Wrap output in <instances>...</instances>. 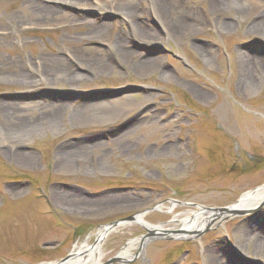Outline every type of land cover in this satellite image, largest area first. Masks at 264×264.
<instances>
[{
    "label": "rangeland",
    "instance_id": "1",
    "mask_svg": "<svg viewBox=\"0 0 264 264\" xmlns=\"http://www.w3.org/2000/svg\"><path fill=\"white\" fill-rule=\"evenodd\" d=\"M127 1L157 41L128 35L125 15L57 0H0V102L23 103L16 117H35L36 102L68 105L52 121L19 133L10 147L0 140V264L61 261L75 245L94 243L100 226L141 211L149 225L168 231L111 264H206L209 251L224 264H264L245 242L241 253L232 252L238 236L263 231L264 202L194 235L174 232L185 211L219 213L264 186V37L248 31L263 8L254 10L249 0H225L218 9L213 0H165L167 19L200 16L199 32L172 36L155 0ZM65 14L75 16L72 26ZM81 19L105 23L106 35L75 43L70 36L87 30ZM121 33L134 60L109 51ZM79 48L98 59L88 69L72 67L85 80L19 83L17 72L26 64L57 54L68 64ZM139 59L159 65L140 72ZM115 101L130 105L115 118L105 113L109 121L89 120L88 110ZM8 125L0 114V131ZM87 145L94 147L69 154ZM60 165H67L65 173ZM146 234L138 221L117 227L102 242V263Z\"/></svg>",
    "mask_w": 264,
    "mask_h": 264
},
{
    "label": "bare ground",
    "instance_id": "2",
    "mask_svg": "<svg viewBox=\"0 0 264 264\" xmlns=\"http://www.w3.org/2000/svg\"><path fill=\"white\" fill-rule=\"evenodd\" d=\"M61 3H68L71 7L75 9H92L107 11L115 14L125 15L127 16L130 24V32L128 35H133V38L137 39L140 42H154L157 41L155 34L149 30H146L141 23V18L138 13L135 11V6L128 2L127 0H57ZM225 0H213L212 5L215 9H218L222 5H224ZM237 2V0H235ZM253 9L263 8L261 12H255L254 14L257 17V20H254L250 27L248 28L249 32L258 33L264 37V0H249ZM91 4V5H90ZM153 9L157 14V17L161 24L163 25L165 31L172 36L176 35H190L200 31L199 27V19L200 16L197 12H188L182 13L178 18L167 19L166 14L164 13L166 10V2L165 0H155ZM63 17L66 19L67 26H72L71 24L76 19L73 14H65ZM84 26L87 27V30L84 33V36H75L71 35L70 38L75 43H82L85 41H92L94 39L103 38L106 34L107 25L103 22H95L89 21L86 19H81ZM224 25H227L224 24ZM126 33H121L117 36V39L109 45V51H113L116 54H113V57L118 58L124 62L127 60H134L135 54H133L129 48L126 47ZM92 50H87L86 53L83 49H77L75 54H70L69 63H59L63 62L60 58L59 54L51 57L49 62H45L42 58H37L32 63L26 64V69H22L17 72L19 83L22 86L30 87L37 83H47L50 84L53 82L52 80L59 81L60 79L65 80L66 82L72 83L73 81H81L85 80L86 76L76 72H73L72 67L75 68H90V66L94 65L95 62L98 61L95 56L90 55ZM47 59V58H45ZM35 64V65H34ZM158 63L153 59H139L135 61V69L140 72H145L149 69H155L158 67ZM245 61L243 63V67H247ZM100 68L104 69L105 67ZM33 105L39 107L35 111H41L35 117H32L31 114L23 117H16V113H20L21 109H25L23 103L21 102H0V114L3 118L9 122L7 128L5 127L2 131H0V140L1 144L4 146H9L11 143V139L15 138L19 133H24L28 131L30 127L37 124L38 121H46L50 122L59 116L64 110L67 108V104L64 103H56V104H46L41 102H36ZM130 105L129 101H115L107 105H100L95 108L88 110L89 115H86L89 120H94L98 116L101 120L106 119L108 117L105 116V113H109V116L115 118V116L123 113L125 111V107ZM32 113H37V112ZM113 112V113H111ZM87 113H82L85 116ZM95 121V120H94ZM104 122V121H103ZM10 147V146H9ZM94 146H82L79 149L74 151H69L70 155L81 154L87 149L90 150ZM13 153L15 157L21 158L22 152L13 149ZM62 173H65V169L67 165H60ZM264 202V186L255 188L253 190L247 191L240 196L238 201L233 204L227 206L224 211L221 212H212L210 210L199 207L197 210H188L185 211L182 217H177L176 222L178 225L177 232L183 236H191L199 233L202 228L210 225L211 223L220 220L223 217L234 215L240 211H250L253 208H256L260 204ZM158 209L162 208V205L157 206ZM172 210V206L168 208ZM146 211H141L136 213L135 222H140L145 228L151 231L152 237L161 234L160 232L168 231L162 228V225H149L144 221V216L146 215ZM108 225V224H107ZM120 225L116 226L119 227ZM114 228V229H116ZM114 229L110 231H106L103 228H99L95 233V241L90 244L88 241H83L81 244L75 245L71 254H69L68 259L63 262H54L50 264H101L102 263V242L104 238L111 233ZM166 233V232H165ZM245 238V239H244ZM242 242H245L249 245L254 254L256 256L262 257L264 262V229L262 232H259L254 238H248L245 234L238 236L237 245L233 246L232 252L241 253V247L239 246ZM144 240L140 237L132 239L128 241V244L117 254L118 259L125 258L130 255V248L138 245L142 246ZM206 264H224L221 261V258L216 256L215 252L209 251L205 256Z\"/></svg>",
    "mask_w": 264,
    "mask_h": 264
},
{
    "label": "water",
    "instance_id": "3",
    "mask_svg": "<svg viewBox=\"0 0 264 264\" xmlns=\"http://www.w3.org/2000/svg\"><path fill=\"white\" fill-rule=\"evenodd\" d=\"M153 209H155V208H153ZM146 212H147V211H146ZM135 215H136V214H134V215H132V216H129V217H125V218H123V219H121V220H119V221L111 222V223H109L108 225L101 226L100 228H103V229L106 230V231H110V230L116 228V226H118V225L121 226V225H124V224H126V223H128V222L135 221ZM146 230H147V234L144 235V236H141V237H140L142 240H146L148 237H151V236L153 235V234H151V231H149L147 228H146ZM142 246H143V244H142ZM142 246H141V247H142ZM68 256H69V255H68ZM68 256H66L64 259H62V260L59 261V262L66 261V260L68 259ZM118 260H119V259H118L117 257H113V258L109 259L108 261H106V262H104V263H101V264H111V263H113V262H115V261H118Z\"/></svg>",
    "mask_w": 264,
    "mask_h": 264
}]
</instances>
